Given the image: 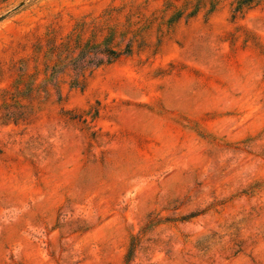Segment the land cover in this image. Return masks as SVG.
<instances>
[{"label":"rangeland","instance_id":"rangeland-1","mask_svg":"<svg viewBox=\"0 0 264 264\" xmlns=\"http://www.w3.org/2000/svg\"><path fill=\"white\" fill-rule=\"evenodd\" d=\"M0 0V264H264V0ZM129 55L79 78L86 43Z\"/></svg>","mask_w":264,"mask_h":264},{"label":"trees","instance_id":"trees-1","mask_svg":"<svg viewBox=\"0 0 264 264\" xmlns=\"http://www.w3.org/2000/svg\"><path fill=\"white\" fill-rule=\"evenodd\" d=\"M254 2L255 0H239L234 13H242L245 8H249L254 4ZM112 44V39H106L103 44L99 45L86 43L85 47L76 55V57L68 62L66 67L60 68V66L57 65L51 69L46 85L51 84L60 96L57 80L59 75L63 74L66 69H69L74 74L72 88L76 89L79 87L78 79L84 77L86 73H91L104 65H111L118 61L122 56L129 55L131 53L130 46H127L124 52H119L113 48Z\"/></svg>","mask_w":264,"mask_h":264}]
</instances>
